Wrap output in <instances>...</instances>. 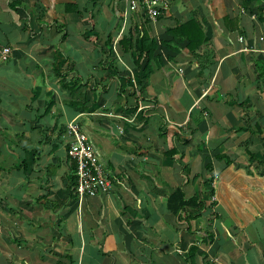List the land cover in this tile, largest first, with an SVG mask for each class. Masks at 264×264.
<instances>
[{"label":"crops","instance_id":"1","mask_svg":"<svg viewBox=\"0 0 264 264\" xmlns=\"http://www.w3.org/2000/svg\"><path fill=\"white\" fill-rule=\"evenodd\" d=\"M161 1L0 0V264H264V0ZM73 121L108 194L70 196Z\"/></svg>","mask_w":264,"mask_h":264},{"label":"built area","instance_id":"2","mask_svg":"<svg viewBox=\"0 0 264 264\" xmlns=\"http://www.w3.org/2000/svg\"><path fill=\"white\" fill-rule=\"evenodd\" d=\"M131 10L142 9L150 21H155L166 8L161 0H128ZM10 50L1 51L0 59L5 61ZM65 136L70 140L67 146V159L74 164L76 176V194L81 201L85 198L105 195L111 192L113 177L96 157L93 147L76 122L65 127Z\"/></svg>","mask_w":264,"mask_h":264},{"label":"trees","instance_id":"3","mask_svg":"<svg viewBox=\"0 0 264 264\" xmlns=\"http://www.w3.org/2000/svg\"><path fill=\"white\" fill-rule=\"evenodd\" d=\"M189 31L187 29V24L186 25H181L179 27H176L174 29H172L170 32H169V35L171 37H173V39L179 41V40H184V36L182 35V33H184ZM189 32H192V30H190ZM195 34L198 36V38H200V44L199 45H196L195 49L194 50V56H196V51L199 50V48L203 45H205L208 41L203 39L201 40L202 38V31L199 29V27L197 26V28L194 30ZM131 33L129 32L128 34V37H123L118 45H119V48L122 47L124 48L127 47V48H132V47H135L137 52H138V58H137V61L140 60L141 58H145L146 60H149V59H152V60H158L159 58L155 56V51H156V48L157 46L155 45L154 41L153 40H150L146 35L144 38H140V40L137 42V45H134L133 42V38L132 36L130 35ZM180 41V42H182ZM207 59V57H205V60ZM137 61L135 62V64H137ZM145 75H149L150 74V69L147 67V69H145ZM71 169L73 171L72 173V176L70 178V183H69V193H70V196L71 198H74L77 196L76 194V176H75V173H74V164H72L71 166ZM206 171L207 173L209 174L208 175V178H207V181L205 182V185H204V189H205V193L206 194V201L204 200H199L197 199L196 197L190 199V200H184L183 198V195L181 193V191L177 190L175 191L170 197H169V200L167 202V208L168 210H170L172 213H174L175 215H179L181 212H183L186 208H195L199 211L201 210H205V209H211L214 205L213 201L212 200V197H213V188H212V175H211V167L210 166H207L206 167ZM206 202H209L206 204ZM194 249H191L190 251H193ZM190 255H194L191 254ZM189 259L191 260V262L194 260V257L192 256H189ZM194 264V263H193Z\"/></svg>","mask_w":264,"mask_h":264}]
</instances>
